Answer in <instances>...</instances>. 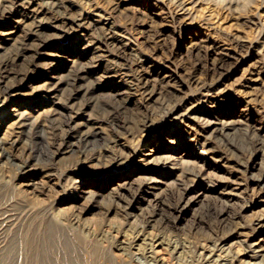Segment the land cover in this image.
Returning a JSON list of instances; mask_svg holds the SVG:
<instances>
[{
	"label": "rangeland",
	"instance_id": "rangeland-1",
	"mask_svg": "<svg viewBox=\"0 0 264 264\" xmlns=\"http://www.w3.org/2000/svg\"><path fill=\"white\" fill-rule=\"evenodd\" d=\"M56 1L65 15L50 13L45 36L27 38L28 59L11 61L10 44L0 51V65L8 60L12 75L22 78L6 102L0 99V139L14 136L9 100L28 111L46 109L35 90L49 76L50 54V77L86 72L77 95L62 90L58 99L68 114L71 108L90 114L107 147L86 157L43 154L61 137L66 116L57 115L25 128L13 162L0 152V216H20L36 239L8 264H155L146 251L159 240L167 264H207L203 251L217 253L222 239L224 248L233 244L222 264H236V251L246 264H264V225L256 226L264 217V0ZM40 2L32 5L35 15ZM6 30L0 11V34ZM48 36L50 47L34 53L30 46ZM208 121H231L235 130L210 134ZM30 131L46 160L29 161L22 171L16 162L25 144L32 147ZM164 150L178 162L180 179L165 180L155 201L140 200L139 185L160 175L147 172L143 154ZM197 194L179 213L182 200ZM255 243L263 256L250 259ZM7 247L0 245V256Z\"/></svg>",
	"mask_w": 264,
	"mask_h": 264
},
{
	"label": "bare ground",
	"instance_id": "bare-ground-1",
	"mask_svg": "<svg viewBox=\"0 0 264 264\" xmlns=\"http://www.w3.org/2000/svg\"><path fill=\"white\" fill-rule=\"evenodd\" d=\"M35 1H41L40 3L42 4V12L41 11L38 12L39 14L37 15H35V11H34L35 7H32ZM65 7L62 5V3L57 2L56 0H10L7 4L2 3L0 1V11L2 15V21L8 26V30L0 34V51L4 49V46L10 44V46L15 50V53L11 54L12 56L10 57V60L13 62H19L25 60L27 58V52L29 48L26 47V45L28 44L26 43L28 41L27 38L30 35L32 36L31 38H34V40L44 37L45 36L44 28L48 23H50V20H48L47 18L50 17L48 15H50V13H54L57 14L58 16H64ZM23 10H26V13L28 15L24 14ZM60 24L61 23L59 22H55L54 28L57 29L58 31H67V30H63L66 28L67 25L65 26V23H63L62 25ZM54 37H58V36L55 35ZM46 46L50 47V36H48V38L45 39L43 42L30 47L34 48L33 49L34 53L38 54L41 53L40 50L42 49V47H46ZM85 47L87 48L88 45H86ZM41 55H45V54L42 53ZM50 57H52L50 56V54L47 55L48 60L45 64V67L49 71V76H47L45 81L41 83L38 86V88L35 90V94H37L41 103L45 104L46 109L43 110L37 109L34 111H30V110L28 111V110H24L23 104L13 103L12 101L9 100L10 103L7 105L8 118L10 120L9 127L11 128L14 136L12 138L9 137L6 139L5 138L0 139V152L2 153V156L5 158V160L8 162L12 161L11 160L12 159L11 157H13L12 152L16 149V142L24 138L23 132H25L24 131L25 128L27 126H32V129L33 128L36 129L39 126H41V122L39 120L41 116L45 117L49 121H50V117L55 118L57 115L66 116V119L63 120V124L65 125L61 132V137L59 141L53 144L48 143L46 147L47 152H44L43 154L47 153L50 155L51 153L54 155L56 153H62V154L78 153V154H82L83 157H86L90 153L101 154L102 152L106 151L107 146H105V144H103L100 141L97 123L90 118V114H86L87 112L83 111L82 109H81L82 111L80 109H76L73 111L72 108L70 110L71 112L68 114V112L66 113L64 111L67 108V104H65V102L62 101L61 99H58L59 96L58 94L62 90H68L70 92V97L74 93L75 95H77L76 93H79L80 90L82 89L83 85H81L80 82L82 79L86 78V72L84 71L80 72L79 69L78 73L77 71L73 72L72 74H69L65 78L56 77V76L50 77V66L53 65L52 61L50 62ZM95 59L97 63L100 60V58H95ZM32 62L33 60L31 59L29 63ZM11 69L9 68L8 60L1 62L0 99L5 100V102L6 100H8V96L12 94L16 84L15 83L16 80L22 81V78H18V75L20 74L12 75ZM116 95H118L120 99H124L123 96L125 95V92L118 91L116 92ZM74 98L72 100L73 104L76 100ZM72 106L73 105H71V107ZM78 118H80L82 121L77 122ZM205 125H206L205 127L206 130L210 132V134H219V133L223 134L225 132L230 133L233 130H235V127H233L234 125L231 121L230 122L208 121L205 123ZM27 139L29 146L32 145V147L30 146L29 148H27V145L25 144L24 145L26 147L25 152L19 158H17V162H16V166L19 168V170L22 171L27 167L29 161L33 160L38 164H42L46 160V158L44 159V157H40V154H37V152L35 151L36 146H38V143L35 140H39L36 131H30L29 135H27ZM151 152L152 151L147 153L145 152L143 154V158L141 159V161H143L144 165L148 167L147 172L152 173V171H156L160 175L159 178H147L144 182H142L139 185V195L141 196L140 200H144L147 202L155 201L157 199L158 191L162 189L163 185H166L165 180H168L172 177L174 178V180L180 179V175L177 173L178 162L176 161V159L173 158V156L169 154L167 150H164V152H159V153L157 152V154H159L158 157L157 156L154 157L155 154ZM47 161L50 162V159L49 160L47 159ZM159 170H161V172H159ZM77 187L81 190L82 194L85 195L86 198L89 199L95 198L94 192L86 189L84 187V183L82 184L80 183L79 185H77ZM223 188L224 187H222V189ZM198 196L199 194L193 196L192 198L187 199L186 201L183 199L181 202L182 205L179 204L178 207L176 206L177 209L179 210L178 212L182 213L184 210L187 209L188 206L194 204ZM262 218L256 222V226H259L261 224V227H263L262 225H264V217ZM5 242L7 243L8 249L6 248L7 250H5L0 256V259L2 258L0 264H8L11 261V259L15 257V252L17 248L19 249V247L23 245L25 246L32 245V243L36 242V239L33 236L29 235L28 229L25 230L24 223L23 221H21L20 216L13 213H7L4 215L2 213V216H0V245ZM224 243L228 244V240L222 239V241L217 243L219 247V248L217 247L218 248L216 251L217 253H215L214 249L204 250L202 254L203 257L202 260L205 261L204 263L222 264L224 259L227 258L228 254L230 253V251L228 250L233 248L232 243L229 244L230 248H224L223 247L224 245H222ZM162 244L163 243L160 242V240L153 241L151 244H148L149 248L146 251V258L149 262L155 264H167V257L166 254L163 252ZM259 245L255 243L250 246L253 247L252 249L255 251L253 252L254 254L248 256V258L252 259L253 257L263 256L262 254L263 249ZM33 254L34 256L32 257V259L38 261L39 255L36 252V250L34 251ZM231 255H232V259H234L236 264H246L244 261L243 253L236 251ZM90 264H94L92 259L90 261Z\"/></svg>",
	"mask_w": 264,
	"mask_h": 264
}]
</instances>
